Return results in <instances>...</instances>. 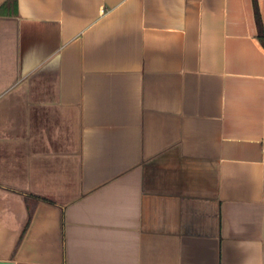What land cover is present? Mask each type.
<instances>
[{"label":"crops","instance_id":"obj_1","mask_svg":"<svg viewBox=\"0 0 264 264\" xmlns=\"http://www.w3.org/2000/svg\"><path fill=\"white\" fill-rule=\"evenodd\" d=\"M264 0H0V261L264 264Z\"/></svg>","mask_w":264,"mask_h":264},{"label":"trees","instance_id":"obj_2","mask_svg":"<svg viewBox=\"0 0 264 264\" xmlns=\"http://www.w3.org/2000/svg\"><path fill=\"white\" fill-rule=\"evenodd\" d=\"M10 3H14L16 4V0H8ZM260 39L262 40V42L264 43V26H261V29H260Z\"/></svg>","mask_w":264,"mask_h":264},{"label":"water","instance_id":"obj_3","mask_svg":"<svg viewBox=\"0 0 264 264\" xmlns=\"http://www.w3.org/2000/svg\"><path fill=\"white\" fill-rule=\"evenodd\" d=\"M0 264H14V263L11 261H0Z\"/></svg>","mask_w":264,"mask_h":264}]
</instances>
